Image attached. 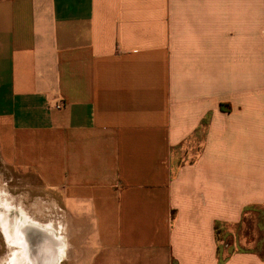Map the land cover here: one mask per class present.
Segmentation results:
<instances>
[{"label":"crops","instance_id":"obj_1","mask_svg":"<svg viewBox=\"0 0 264 264\" xmlns=\"http://www.w3.org/2000/svg\"><path fill=\"white\" fill-rule=\"evenodd\" d=\"M257 210L264 0H0V264H264Z\"/></svg>","mask_w":264,"mask_h":264},{"label":"rangeland","instance_id":"obj_2","mask_svg":"<svg viewBox=\"0 0 264 264\" xmlns=\"http://www.w3.org/2000/svg\"><path fill=\"white\" fill-rule=\"evenodd\" d=\"M19 184V182H18ZM16 195H14V204L19 205L20 204V185H18L16 188ZM15 192V191H14ZM32 192V191H30ZM39 194V195H38ZM44 192L42 190H35L32 192V195L29 196V206L34 205L37 206V203H40V205H50L51 198H48L47 196H43ZM46 195V194H45ZM31 216L35 217V220H39L42 222L43 226L44 224H47L50 222V213L46 212L44 214V217L39 216L40 214L34 213L31 214ZM252 217H249L250 221L248 224L247 222H244L238 229H232L234 233V237H229L222 231L220 235H218V238L220 239V243L222 246H226L228 250L231 251H238V250H250V251H257L258 253H261L264 255V210H257V212H252ZM13 220L16 221L17 214H13ZM40 222V223H41ZM31 229V228H30ZM34 230V229H33ZM44 230V229H43ZM230 232V231H229ZM51 232L47 231V228L45 229L44 233H42V238L45 239L46 244H44V249L48 251L50 247L52 246L51 238L48 237ZM48 234V235H47ZM228 234V233H227ZM41 238V236H40ZM39 238V239H40ZM37 241L36 238L33 240V242ZM230 246V247H229ZM42 247V248H43ZM15 251H18L20 254V246L18 245H12V247L4 246L2 240H0V256L4 259L5 256H9V254H14ZM18 254V255H19ZM5 255V256H4ZM32 256L36 255V252L34 253L32 251ZM46 256H51V251L45 252ZM20 256V255H19ZM67 260L65 261L66 264H69V259L71 256H66Z\"/></svg>","mask_w":264,"mask_h":264},{"label":"bare ground","instance_id":"obj_3","mask_svg":"<svg viewBox=\"0 0 264 264\" xmlns=\"http://www.w3.org/2000/svg\"><path fill=\"white\" fill-rule=\"evenodd\" d=\"M20 209V208H19ZM2 216V215H1Z\"/></svg>","mask_w":264,"mask_h":264},{"label":"built area","instance_id":"obj_4","mask_svg":"<svg viewBox=\"0 0 264 264\" xmlns=\"http://www.w3.org/2000/svg\"><path fill=\"white\" fill-rule=\"evenodd\" d=\"M59 108V107H58Z\"/></svg>","mask_w":264,"mask_h":264}]
</instances>
